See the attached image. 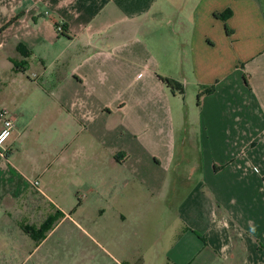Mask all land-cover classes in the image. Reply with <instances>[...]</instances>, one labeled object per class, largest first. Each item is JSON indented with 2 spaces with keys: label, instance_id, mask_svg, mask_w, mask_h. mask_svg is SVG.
<instances>
[{
  "label": "crops",
  "instance_id": "1",
  "mask_svg": "<svg viewBox=\"0 0 264 264\" xmlns=\"http://www.w3.org/2000/svg\"><path fill=\"white\" fill-rule=\"evenodd\" d=\"M263 7L29 0L34 70L0 77V264H264Z\"/></svg>",
  "mask_w": 264,
  "mask_h": 264
},
{
  "label": "rangeland",
  "instance_id": "2",
  "mask_svg": "<svg viewBox=\"0 0 264 264\" xmlns=\"http://www.w3.org/2000/svg\"><path fill=\"white\" fill-rule=\"evenodd\" d=\"M264 3V0H261ZM28 9L29 8V0H0V77L1 73H6L10 75L12 73H16L17 71L20 72V69H15V66H18L20 61L27 60L28 61V68L26 70V74H30L31 71L34 69V65L36 64L31 56L29 55V51L27 49L22 48L19 45V41L16 40L17 34V25L19 26H29L34 24L35 22H40L42 19L38 16H33L31 13L26 12L23 14L20 9ZM264 8V7H263ZM23 14V15H22ZM5 30L3 33L2 31ZM160 35L162 30H155V34ZM33 61V62H31ZM26 80L25 75L23 76ZM1 82V80H0ZM182 104V118L185 117L192 119L193 114L192 112L196 109V97L192 99V102L186 103L184 107V99L182 96H179V100H176ZM179 102V103H180ZM186 119V118H185ZM104 256V254L102 253ZM78 256V254H77ZM99 252L98 250L94 249L91 253V259H89L88 264H94L93 258L99 259ZM80 257V255L78 256ZM78 257L76 259H78ZM101 262L103 263L102 259ZM83 260H79V262L75 264H82Z\"/></svg>",
  "mask_w": 264,
  "mask_h": 264
},
{
  "label": "built area",
  "instance_id": "3",
  "mask_svg": "<svg viewBox=\"0 0 264 264\" xmlns=\"http://www.w3.org/2000/svg\"><path fill=\"white\" fill-rule=\"evenodd\" d=\"M57 34H61L64 32L62 26L58 25L55 29ZM0 147L6 142V140L10 137L12 129H13V120L9 116V112L2 108L0 109ZM36 185V183H35Z\"/></svg>",
  "mask_w": 264,
  "mask_h": 264
},
{
  "label": "trees",
  "instance_id": "4",
  "mask_svg": "<svg viewBox=\"0 0 264 264\" xmlns=\"http://www.w3.org/2000/svg\"><path fill=\"white\" fill-rule=\"evenodd\" d=\"M226 14H229V11H227ZM161 80L169 89H171V91L179 90V87L174 82L168 79H164V78H161ZM212 91H213V87H202L201 91L198 93L197 99L199 100V98L203 95L211 94ZM49 226L50 225H45V227H43L38 232L39 237L37 238V240H40L42 238L43 233L47 230V228H49ZM27 232L29 233L30 231H27Z\"/></svg>",
  "mask_w": 264,
  "mask_h": 264
}]
</instances>
